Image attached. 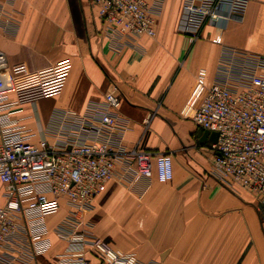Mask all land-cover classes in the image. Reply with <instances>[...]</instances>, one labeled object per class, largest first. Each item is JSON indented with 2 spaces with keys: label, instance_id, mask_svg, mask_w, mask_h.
Masks as SVG:
<instances>
[{
  "label": "crops",
  "instance_id": "crops-1",
  "mask_svg": "<svg viewBox=\"0 0 264 264\" xmlns=\"http://www.w3.org/2000/svg\"><path fill=\"white\" fill-rule=\"evenodd\" d=\"M161 2L153 38L113 46L89 0H0V50L9 66L37 71L64 59L71 63L58 94L26 103L9 118L29 129L34 142L53 143L55 112L84 115L114 91L120 100L114 112L129 127L124 144L171 153L173 177L167 183L154 176L121 181L118 167L86 214L93 235L143 262L264 264V206L211 174L209 137L180 115L205 94L223 48L264 57V0H250L241 18L206 25L193 44L177 30L182 0ZM3 192L0 183V207ZM49 236L51 250L28 264H53L64 244L52 231ZM17 256L16 249L0 250L3 261L24 264Z\"/></svg>",
  "mask_w": 264,
  "mask_h": 264
},
{
  "label": "built area",
  "instance_id": "built-area-1",
  "mask_svg": "<svg viewBox=\"0 0 264 264\" xmlns=\"http://www.w3.org/2000/svg\"><path fill=\"white\" fill-rule=\"evenodd\" d=\"M162 0H89L103 34L113 46L155 36L156 16ZM250 0H182L177 30L195 43L206 25L218 26L241 18ZM220 43L219 37L212 39ZM71 63L60 60L30 71L24 64L9 66L0 50V250L18 251L28 264L52 247L50 231L64 247L53 264H157L143 262L134 253L113 249L92 233L86 214L105 184L117 176L131 181L138 176L159 183L173 177L172 155L155 153L136 144L127 147L129 130L115 112L120 100L114 91L102 105L84 115L70 110L54 113L58 130L53 143L34 142L32 132L11 121L9 114L26 103L58 94ZM206 76L200 70L198 79ZM197 128L216 133L208 145L211 174L226 186H238L264 206V57L223 48L211 84L196 104L180 111ZM64 210L53 227L47 218ZM0 258V264H12ZM3 261V262H1Z\"/></svg>",
  "mask_w": 264,
  "mask_h": 264
},
{
  "label": "rangeland",
  "instance_id": "rangeland-1",
  "mask_svg": "<svg viewBox=\"0 0 264 264\" xmlns=\"http://www.w3.org/2000/svg\"><path fill=\"white\" fill-rule=\"evenodd\" d=\"M60 220H61V215L57 214L56 216L48 218L47 223H48V225L53 226V225L57 224ZM107 244L109 245V243H107Z\"/></svg>",
  "mask_w": 264,
  "mask_h": 264
},
{
  "label": "water",
  "instance_id": "water-1",
  "mask_svg": "<svg viewBox=\"0 0 264 264\" xmlns=\"http://www.w3.org/2000/svg\"><path fill=\"white\" fill-rule=\"evenodd\" d=\"M205 137H209V140L211 142H215L217 135H216V133H209L208 131H203V138H205Z\"/></svg>",
  "mask_w": 264,
  "mask_h": 264
}]
</instances>
